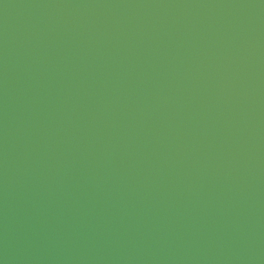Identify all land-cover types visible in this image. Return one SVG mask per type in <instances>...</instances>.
I'll return each mask as SVG.
<instances>
[{
	"label": "water",
	"instance_id": "1",
	"mask_svg": "<svg viewBox=\"0 0 264 264\" xmlns=\"http://www.w3.org/2000/svg\"><path fill=\"white\" fill-rule=\"evenodd\" d=\"M0 264H264V0H0Z\"/></svg>",
	"mask_w": 264,
	"mask_h": 264
}]
</instances>
